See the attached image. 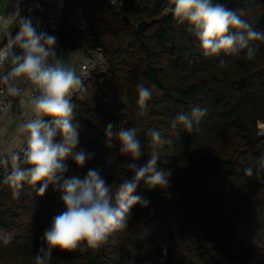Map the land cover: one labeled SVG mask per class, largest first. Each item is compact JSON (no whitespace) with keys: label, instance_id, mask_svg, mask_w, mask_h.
<instances>
[{"label":"trees","instance_id":"16d2710c","mask_svg":"<svg viewBox=\"0 0 264 264\" xmlns=\"http://www.w3.org/2000/svg\"><path fill=\"white\" fill-rule=\"evenodd\" d=\"M113 2L121 5L118 13ZM237 11L256 31L264 33V0H216ZM170 0H68L61 19V43L68 50L101 49L104 72H95L73 96V123H79L74 151L89 155L80 167L69 157L65 178L96 169L114 186L133 173L131 157L120 153L113 131L135 127L142 144L143 165L153 146L149 130H158L171 144L157 145V167L170 172L165 187L140 183L134 195L148 201L133 206L128 226L99 248L86 251L54 249L49 264H264V183L244 175L264 155V40L253 41L255 60L245 52L205 56L187 24L170 13ZM82 12L83 31L71 26ZM127 15L130 22H125ZM148 21L141 31L138 25ZM228 62L220 68L219 61ZM137 84L151 87L147 112L138 115ZM194 106L207 113L188 133L171 127L179 112ZM48 119V118H47ZM59 140V137H57ZM25 183L18 198L0 187V264H34L47 247L43 234L52 219L66 211L61 193L49 185Z\"/></svg>","mask_w":264,"mask_h":264},{"label":"clouds","instance_id":"9594fccd","mask_svg":"<svg viewBox=\"0 0 264 264\" xmlns=\"http://www.w3.org/2000/svg\"><path fill=\"white\" fill-rule=\"evenodd\" d=\"M166 9L181 25L187 24L199 40L205 56L228 55L246 50L248 60H255L257 47L253 41L264 40V33L256 31L237 11L216 0H170ZM7 43L0 47V95L18 96L21 90L16 82L23 79L34 86L38 93L31 98L33 115L20 123L17 131L26 136V142L19 151L0 158V167L5 169L0 183L12 189L13 198H18L25 183L41 185L38 195H44L48 186L54 185L61 193L66 211L56 215L51 226L45 229L43 239L47 247H41L34 256V264H49L54 249L86 251L99 248L111 235L128 226L131 209L138 203L146 206L148 201L134 195L140 183L149 189L168 185L170 172L157 167L160 158L157 145L171 144L158 130H149L153 151L147 162L138 165L142 156V144L135 127L119 128L109 122L105 132L120 142V153L130 156L132 162L126 165L133 175L120 183L109 184L96 169H89L81 179L79 176L65 178L71 157L82 167L89 155L83 150L74 151L79 144V123L75 119L73 96L83 92V79L77 70L57 57L54 48L56 38L46 32H38L30 18L19 20V30L13 37L6 34ZM15 48L20 50L16 53ZM8 64L9 67L5 68ZM220 68L228 62L221 59ZM151 87L137 84L138 115L147 112V101L152 97ZM207 109L194 106L190 112H179L171 121V127L178 125L191 133L195 125L206 115ZM48 118V119H46ZM59 137V140H57ZM244 175L264 183V155L258 159V167L244 168ZM0 239L10 242V234L0 230Z\"/></svg>","mask_w":264,"mask_h":264},{"label":"built area","instance_id":"2783aa9c","mask_svg":"<svg viewBox=\"0 0 264 264\" xmlns=\"http://www.w3.org/2000/svg\"><path fill=\"white\" fill-rule=\"evenodd\" d=\"M5 1L6 0H0V10ZM28 5V2L14 1L11 3L10 9L18 13L19 15L25 16L28 11ZM53 6L54 0H35L34 10L30 16V19L32 21L33 26L37 29L38 32H46L47 34L56 38V45L54 51L57 57L63 58L65 63L68 64L65 57L69 50L65 48L61 43V24L59 23L58 17L54 11ZM16 33L13 35V37L16 35ZM15 51L20 52L18 48H15ZM73 52L80 55L79 64L76 70L77 74L80 75L83 79V85H85L92 78V75L95 72H104L106 70L107 57L103 54L101 49H78ZM16 87L21 90L20 95L9 96L6 92L5 94L0 95V123L2 122L4 117L11 111V108L16 102V100L23 96L26 92L29 93L30 98L38 94L35 91L34 86H32L30 83L26 82L23 79H20L18 80V82H16ZM4 88V85H0V89ZM28 118H31V116H27L22 113L18 115V119L21 123ZM259 129L260 135H264V123H260ZM6 155L8 154L3 151H0V158H3ZM4 172L5 169L0 167V174H4Z\"/></svg>","mask_w":264,"mask_h":264},{"label":"crops","instance_id":"0c3cea01","mask_svg":"<svg viewBox=\"0 0 264 264\" xmlns=\"http://www.w3.org/2000/svg\"><path fill=\"white\" fill-rule=\"evenodd\" d=\"M14 1L28 3L30 2V0H6L3 3L0 10V42L8 32L15 29V27L19 24V20L24 17L23 15H19L18 13L10 9V5ZM61 5H63L62 0H54L53 7L57 17L58 14L62 11L60 9ZM58 20L61 24V18H58ZM16 53L19 54V52ZM58 58L64 60L61 57ZM65 59L68 64L77 68L80 60V55L69 50ZM7 67H9L8 64L5 65V68ZM0 74H4L3 69H0ZM30 101L31 98L29 97V93L26 92L23 96L16 100L11 108V111L4 117V119L0 123V151L10 154L14 151H19V149L24 146L26 142V136L20 134L17 131L18 126L21 123L18 119V115L20 113L27 116L33 115L31 111Z\"/></svg>","mask_w":264,"mask_h":264},{"label":"water","instance_id":"95a60500","mask_svg":"<svg viewBox=\"0 0 264 264\" xmlns=\"http://www.w3.org/2000/svg\"><path fill=\"white\" fill-rule=\"evenodd\" d=\"M34 4H35V0H30L29 5H28V11L23 18H25V17L30 18L31 14L33 13V10H34ZM112 4L116 8L117 12L120 13L121 12V5L117 2H113ZM167 14L168 13H166V12L164 13V15H167ZM122 18L125 22H130L127 15H124ZM71 26L73 28L79 30V31H83L86 28L87 23L84 19L82 12H78L74 16V18L71 21ZM148 26H149V23H148V21L145 20L138 25V29L141 31H144ZM18 30H19V24L15 27V29L10 31L9 33L13 36ZM6 43H7V36L5 35L0 42V47H3L4 44H6ZM2 176H3V174H0V180H2ZM1 186H2V183H0V187Z\"/></svg>","mask_w":264,"mask_h":264},{"label":"rangeland","instance_id":"374dc122","mask_svg":"<svg viewBox=\"0 0 264 264\" xmlns=\"http://www.w3.org/2000/svg\"><path fill=\"white\" fill-rule=\"evenodd\" d=\"M62 4L63 5H61L60 6V9L62 10L59 14H58V18L60 19H62V17H63V13H64V11L66 10V8H67V5H68V0H62Z\"/></svg>","mask_w":264,"mask_h":264}]
</instances>
